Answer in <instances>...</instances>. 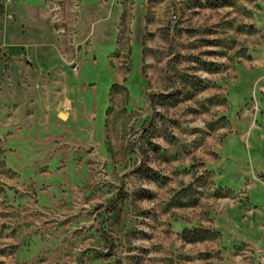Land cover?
I'll use <instances>...</instances> for the list:
<instances>
[{
    "label": "rangeland",
    "instance_id": "obj_1",
    "mask_svg": "<svg viewBox=\"0 0 264 264\" xmlns=\"http://www.w3.org/2000/svg\"><path fill=\"white\" fill-rule=\"evenodd\" d=\"M0 264H264V0H0Z\"/></svg>",
    "mask_w": 264,
    "mask_h": 264
}]
</instances>
